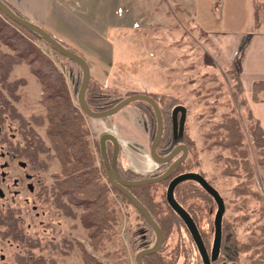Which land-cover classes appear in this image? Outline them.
<instances>
[{
  "label": "rangeland",
  "instance_id": "374dc122",
  "mask_svg": "<svg viewBox=\"0 0 264 264\" xmlns=\"http://www.w3.org/2000/svg\"><path fill=\"white\" fill-rule=\"evenodd\" d=\"M60 1L71 12L68 19H73L75 23L72 20L67 22L64 29L58 27L62 29L57 31L58 36L67 44L98 59V63L102 64V86L108 88L110 94L145 92L156 97L170 95L183 105L182 131L197 149L196 171L218 191L224 203L222 215L231 217L236 234L243 238L250 227L260 223L257 215L250 210L258 205V201L249 192L235 194L232 186L241 181L249 189L264 196V168L257 163L259 157L252 151L244 133L246 118L233 95V80L227 71L230 62L221 55L205 29H224L244 24V0H210L214 3L213 7H210L209 0ZM79 25L84 28L81 29ZM35 43L43 48L38 41ZM0 47L6 49L2 44ZM56 61L65 80L73 78L72 68L77 79L74 64L62 59ZM19 75L24 76L26 82L18 86L19 99L14 105L26 116L40 110L37 102L39 87L24 63L14 64L11 68L10 77ZM129 106H136V103L128 101L104 116H83L105 123L113 120L114 127L122 118L119 110ZM228 112L239 120L244 133L242 143L251 163L249 176L239 168L236 169L237 174L229 171L232 163L225 159L229 155L228 147L217 144L205 147L215 137L213 125L221 120L223 113ZM125 115L128 118L126 120L136 122L133 115ZM2 125L7 132L18 136L15 120L4 115ZM36 130L40 134L42 128L37 127ZM110 130L116 132V128ZM148 130L150 139L149 124ZM99 134H94V140ZM89 145L94 144L89 141ZM56 165V160L50 159L46 169L32 170L35 188L38 189L40 182L46 186L52 180L51 173ZM150 172L140 177L155 175ZM154 187L155 195H159L161 185L156 184ZM28 197L26 208H22L21 222L26 233L38 238L39 246L33 249L36 253L51 257L61 264H84L81 257V251L84 250L107 264H135V253L127 243V228L134 222L135 212L129 204L120 200L117 192L114 193V200H109L117 213V221L112 225V230L107 229L109 236L103 238L96 248L88 243L85 228L79 225L78 218L58 213L51 196L36 198L29 193ZM262 203L264 209V200ZM213 210L214 207L210 211L209 222ZM237 214L246 216L240 219ZM200 216V225L206 227L207 221L203 214ZM209 227L212 230L210 223ZM254 229L258 231L256 227ZM7 239L0 238V264H16L14 252H20L21 249ZM175 241L179 242L180 249L186 250L185 255L179 252L176 263L185 257L186 264H195L194 248L182 230L169 241L168 248ZM245 254L240 253V264H247Z\"/></svg>",
  "mask_w": 264,
  "mask_h": 264
},
{
  "label": "trees",
  "instance_id": "16d2710c",
  "mask_svg": "<svg viewBox=\"0 0 264 264\" xmlns=\"http://www.w3.org/2000/svg\"><path fill=\"white\" fill-rule=\"evenodd\" d=\"M46 31L65 48L80 55L86 61L89 75L83 90V99L91 110L99 111L108 108L126 95L123 93L110 94L111 91L102 86L104 85L101 80L102 64L98 63V59L95 57L94 59L54 36L48 30ZM200 32L202 31L200 30ZM35 41L41 43L43 48ZM0 44L6 47V49L0 47V118L3 119L5 115L7 118L15 120L18 136L22 140L21 146L17 144L13 148L17 150L18 154L25 157L31 170L46 169L50 159H55L57 163L56 169L51 173L52 180L46 186L40 182L36 189V196L42 195L41 198L47 195L51 196L52 203L58 213L70 218L77 217L79 225L85 228L88 243L92 248H96L103 238L109 236L107 229L112 230V225L117 221V213L109 202V192H117L120 200L129 204L135 212L134 222L127 228L128 245L134 253L141 248L151 246L155 241L153 230L124 194L109 185L105 177L110 167H114L119 176L128 179L138 178L143 173L122 166L119 161L118 149L114 160L111 161L110 142L104 148L103 154L100 153L97 139L94 140L93 146L89 145L88 129L83 119V113L76 102V90L82 77V69L79 64L58 52L38 33L9 19L1 11ZM61 59L74 64L77 69V79H75L73 88H68L59 69V63L56 60L61 61ZM18 63L26 65L39 87L37 102L40 110L30 112L26 116L21 114L14 105V102L19 99L18 86L26 82L22 75L10 77L12 66ZM227 71L233 80V95L237 99V103L241 105L246 118L244 133L248 137L252 151L258 155L256 157H259L256 160L257 163L259 162L264 168V141L260 126L257 120L252 117L245 103L233 63H229ZM261 90H264V80H253L251 83L252 97L257 99ZM147 94L157 102L161 116V133L154 148L155 154L163 156L179 142L185 144L186 154L163 179L128 186L129 191L147 209L162 235L159 247L152 252L143 254L140 259L142 264H186L185 257L176 263L180 251L183 255L186 254V250L180 249L178 241L168 248L169 241L174 236L177 237L182 230L194 248L195 264H203L184 223L164 198V188L171 176L181 171H196L198 168L197 149L183 131L180 133L171 132L170 108L173 104L180 102L170 95L156 97L150 93ZM130 102L136 103L137 108L146 116L151 139L154 133L152 106L143 99H134ZM37 127L42 128L40 134L36 130ZM213 127L216 129L213 132L215 137L205 147L210 144L228 147L229 155L225 159L232 163V166L228 168L229 171L237 174L236 169L239 168L249 176L251 163L246 157L247 150L242 143L244 133L239 120L229 112L223 113L221 120ZM178 153L176 152L168 161L157 163L150 174L161 172ZM156 184H160L162 187L159 195L154 193ZM232 189L238 195L249 192L258 201V205L250 210L257 215L260 223L250 227L244 237L240 238L236 234L231 217L221 214L217 252L214 258L208 260L207 264H240V253H246L247 264H264V209L262 203L264 196L249 189L241 181L234 184ZM172 195L192 218L203 247L208 251L212 234L211 227H209V223L212 226L211 220L209 222L210 211L215 206L212 197L192 179L177 181L172 187ZM202 214L204 220L207 221L206 227L200 225V215ZM237 215L240 219L246 216V214ZM21 221L11 214L6 222L1 221L4 227L0 230L2 237H8L21 249L20 252H14L15 263L61 264L54 261L53 258L45 257L33 250L39 246L38 238L26 233ZM81 257L84 264H107L95 259L84 250L81 251Z\"/></svg>",
  "mask_w": 264,
  "mask_h": 264
},
{
  "label": "crops",
  "instance_id": "0c3cea01",
  "mask_svg": "<svg viewBox=\"0 0 264 264\" xmlns=\"http://www.w3.org/2000/svg\"><path fill=\"white\" fill-rule=\"evenodd\" d=\"M14 12L24 18L41 25L51 34L58 36V30L67 26L71 12L60 0H3ZM210 1V0H209ZM68 2V1H67ZM255 2V4L253 3ZM210 7L214 4L210 1ZM208 6V5H207ZM212 6V7H213ZM244 24L230 26L224 29H205L207 35L218 48L221 55L233 63L241 86V93L254 119L257 120L264 141V90L255 99L251 95L253 80H264V0H244ZM75 23V21L73 20ZM79 23V22H78ZM75 25V24H73ZM77 25V23H76ZM81 29L84 27L79 25ZM204 29V27H203ZM72 68L67 85L73 88L75 75ZM122 118L113 127L110 123L101 120H91L83 116L88 129V138L91 143L94 134L110 131L118 143L119 161L133 171L146 174L156 167L148 155L149 130L145 115L136 107L121 108ZM125 114L133 115L134 120L128 119ZM88 116V115H87ZM136 124V125H135ZM116 128L115 131L110 129ZM114 193L109 192V200H114Z\"/></svg>",
  "mask_w": 264,
  "mask_h": 264
},
{
  "label": "water",
  "instance_id": "95a60500",
  "mask_svg": "<svg viewBox=\"0 0 264 264\" xmlns=\"http://www.w3.org/2000/svg\"><path fill=\"white\" fill-rule=\"evenodd\" d=\"M0 11L6 15L9 19L15 21L16 23L31 29L38 33L46 42H48L50 45H52L58 52L63 54L64 56L70 58L71 60L75 61L79 64V66L82 69V77L81 81L77 87L76 90V101L78 103L79 108L81 111L88 115V116H104L107 114H110L117 110L120 106L125 104L128 101L134 100V99H143L146 100L153 109L154 112V133L149 141L148 144V155L150 159L155 163H161L168 161L177 151H180V153L172 159L165 168L153 175V176H144V177H138V178H123L119 176L115 170L114 167H110L106 172V180L109 185L115 187L118 191H120L124 196L129 200V202L132 204V206L144 217V219L147 221L151 229L153 230L155 234V241L151 246L144 247L139 249L134 254V262L135 264H142L141 262V256L145 253L152 252L156 250L162 239L161 231L158 227V225L155 223L147 209L141 204V202L129 191L128 186L134 185V184H140V183H147V182H153L158 181L166 177L171 169L174 167L177 162L182 160L186 154V147L183 143H177L175 144L168 153H166L163 156H157L155 154L154 148L156 143L159 140L160 133H161V117L159 113V108L157 105V102L155 99L150 96L147 93L143 92H133L130 94H126L120 99H118L115 103H113L108 108H105L103 110L99 111H93L91 110L85 103L83 99V90L86 86L88 75H89V69L87 66L86 61L78 54L68 50L65 48L60 42H58L55 38H53L41 25L32 22L23 16L17 14L14 12L3 0H0ZM176 112H178L179 116L176 118ZM184 116V107L180 103L173 104L170 108V118H171V132H175V127L177 126V131L179 132L182 127V121ZM109 140L112 144L111 147V154H110V160L113 161L116 151H117V141L114 137V135L110 131H103L98 136V146L100 153L103 154L104 152V141ZM182 179H192L196 181L213 199L214 201V210L212 214V234H211V241L209 250L206 251L203 247L202 241L200 239L199 233L197 231V228L188 214V212L180 206L176 200L174 199L172 195V187L173 185ZM164 198L167 202V204L174 210V212L180 217L182 222L184 223L194 245L199 253V256L202 260L203 264H207L209 259L214 258L217 252L218 242H219V226H220V218L223 210V201L218 193V191L211 186L204 178L203 176L193 170H186L181 171L173 176H171L165 185L164 188Z\"/></svg>",
  "mask_w": 264,
  "mask_h": 264
},
{
  "label": "flooded vegetation",
  "instance_id": "af4514ba",
  "mask_svg": "<svg viewBox=\"0 0 264 264\" xmlns=\"http://www.w3.org/2000/svg\"><path fill=\"white\" fill-rule=\"evenodd\" d=\"M178 116L179 114L176 112V118H178ZM169 121L171 128L172 122L170 112ZM183 122L184 120L182 121L180 131H177L176 126L174 133H180L182 131ZM2 123L3 119L0 118V230L4 228L3 222L1 221L6 222V219L10 214L16 216L20 220L23 219L22 208L25 209L29 202V193L38 198L36 196L37 188H35L33 183L34 172L27 169L25 157L22 156V154H18L17 150L13 148L16 147L17 144H20L21 146L22 140L19 136L7 132V130L3 128ZM108 142L110 141H104V148L107 146ZM177 152L180 153V151ZM30 206H33V204ZM0 238L8 240L7 237H2L1 233Z\"/></svg>",
  "mask_w": 264,
  "mask_h": 264
}]
</instances>
